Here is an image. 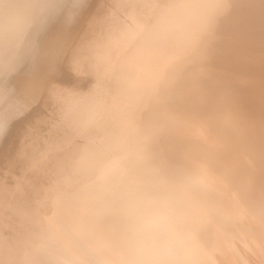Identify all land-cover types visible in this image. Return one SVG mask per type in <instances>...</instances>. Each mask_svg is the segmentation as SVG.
<instances>
[{"label":"bare ground","instance_id":"obj_1","mask_svg":"<svg viewBox=\"0 0 264 264\" xmlns=\"http://www.w3.org/2000/svg\"><path fill=\"white\" fill-rule=\"evenodd\" d=\"M0 264H264V0H0Z\"/></svg>","mask_w":264,"mask_h":264}]
</instances>
